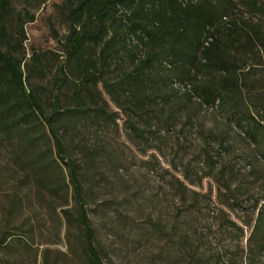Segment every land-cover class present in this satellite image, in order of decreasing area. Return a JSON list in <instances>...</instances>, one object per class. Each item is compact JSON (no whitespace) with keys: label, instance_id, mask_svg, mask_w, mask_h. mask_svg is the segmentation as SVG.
<instances>
[{"label":"trees","instance_id":"trees-1","mask_svg":"<svg viewBox=\"0 0 264 264\" xmlns=\"http://www.w3.org/2000/svg\"><path fill=\"white\" fill-rule=\"evenodd\" d=\"M11 1L0 0V264H27L42 210L64 227L71 264H117L97 227L104 211L112 236L148 252L147 264H264V87L249 79L264 33L227 21L235 0H68L64 61L45 91L31 84L48 55L28 63ZM120 115L141 153L170 151L174 172L155 192L120 174L128 159L112 141L88 138ZM173 134L198 149L170 146ZM111 178L121 190L107 203ZM205 179L215 200L200 191ZM241 212L247 238L231 219ZM225 235L238 244L221 246ZM47 252L41 264H57Z\"/></svg>","mask_w":264,"mask_h":264},{"label":"rangeland","instance_id":"rangeland-1","mask_svg":"<svg viewBox=\"0 0 264 264\" xmlns=\"http://www.w3.org/2000/svg\"><path fill=\"white\" fill-rule=\"evenodd\" d=\"M68 0H12V11H11V23L10 28H18L24 26L25 36L27 40L25 41V54L28 59V63L32 59L34 53L36 54H47L48 57H42L43 65L42 68L47 69L46 73L43 75L37 74V76L32 77V86L36 87L41 85L42 90L45 91L46 88L53 89L54 80L56 75V70L64 61V55L62 53V44L67 35V24H66V9ZM236 7L232 12L231 16L227 18V21L231 24L237 25L241 30L245 32H254V30L259 31L260 34L264 33V0H235ZM24 10L28 12V17L24 16ZM33 18V20H31ZM253 34V33H252ZM254 35V34H253ZM244 38V36L242 35ZM260 58V59H259ZM251 64V70L249 74V79L252 83L258 84V87H264V52H261V56L254 57L249 61ZM24 71L25 68L23 67ZM29 86V85H28ZM181 92H184V88L178 87ZM114 112L115 107H113ZM119 114V113H118ZM205 117L209 120H213L211 114H205ZM212 121V122H213ZM117 124L111 125L109 128L104 129L100 132L101 138H97L96 133L88 134V138L91 144L95 142H106L112 141L114 144V149L118 153H123L127 160L124 169L120 170V174L124 177L129 178L131 183L139 184L143 189L147 191L154 192L160 186L166 185V183L161 178V172L167 171V173L174 172L173 165H171L172 157L170 156V151H165V156H161L157 151L149 150L147 153L143 154L137 150L127 139L126 132L124 129L123 116L117 117ZM174 138L168 137L169 145H172L173 141H178L183 145L190 147L188 152L193 154L192 146L197 147L198 143L192 140L191 137L181 138L178 134L172 135ZM194 136V133L192 135ZM193 141V143H190ZM169 146V147H170ZM194 149V148H193ZM195 154V153H194ZM193 156V155H192ZM191 156V157H192ZM150 162H153L152 164ZM238 168H243L245 166L244 161L237 160ZM154 166V169L151 167ZM127 166V167H126ZM243 174L245 170L242 169ZM200 172V176L202 177ZM261 177L264 182V170L262 171ZM118 177L117 179H119ZM125 180V179H124ZM197 180V179H196ZM108 193L102 194L104 200L107 203H112L113 200H117L116 196L118 191L121 190L119 184L114 185L115 188L110 187L113 184L114 179H109ZM260 184V183H259ZM213 188V200H215L218 195L217 187L210 179H205L203 182V190L200 191H210ZM91 216H95L93 213L95 210L93 208H88ZM42 210V208H40ZM109 210V209H108ZM112 210V208H110ZM105 212V211H104ZM99 212L96 216L97 227L100 231V239L108 245L109 251L113 254L114 260L117 264H147L150 254L148 252H141L138 250L133 251L122 247L120 244V239L112 236V231H110L107 225L101 222L102 219L106 218L107 211ZM43 218V228L41 231L37 232V237L34 243L33 253L27 256V264H34L35 257H37V264H41L44 260V254L48 250L46 255V260L50 263L56 262L57 264H71L69 254V247L67 239L65 238V229L62 228L58 223V220L52 219V216L46 211H40ZM242 212L240 215L237 213L231 214V219L240 227L244 228L246 238L250 235L252 229L250 226H245V221L243 219ZM214 227H218L219 223L216 220H212ZM104 226V227H103ZM136 238V235H135ZM238 244V240H234L231 236L225 235L221 239V246L229 247ZM246 241L244 242V245ZM206 244H204V248ZM211 247V246H208ZM216 248H220L218 245ZM234 247H232L233 249ZM23 249V248H20ZM128 250V251H126ZM26 257V254L23 253Z\"/></svg>","mask_w":264,"mask_h":264}]
</instances>
